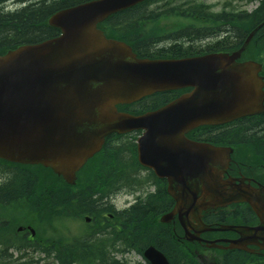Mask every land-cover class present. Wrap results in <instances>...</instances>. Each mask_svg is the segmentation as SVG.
Here are the masks:
<instances>
[{
	"label": "water",
	"instance_id": "obj_1",
	"mask_svg": "<svg viewBox=\"0 0 264 264\" xmlns=\"http://www.w3.org/2000/svg\"><path fill=\"white\" fill-rule=\"evenodd\" d=\"M140 1L95 0L62 10L48 20L61 31L59 37L0 56V159L40 164L74 184L76 172L100 150L107 135L142 130L137 141L139 163L158 175L170 172L181 177L178 182L189 190L186 199L168 179L176 208L163 222L176 213L188 241L200 242L198 235L203 232L232 231L239 238L223 241L229 244L227 249L246 251L247 246L258 245L264 250V188L224 181L231 150L194 144L183 137L200 125L264 111V83L258 75L262 66L235 63L252 35L231 56L138 59L129 46L106 39L97 25ZM184 87L194 90L156 111L140 116L117 111L118 105L154 92ZM233 202H247L259 226L210 229L201 223L202 210ZM189 213L196 230L190 227ZM206 244L224 249L217 242ZM144 257L150 264H168L153 247Z\"/></svg>",
	"mask_w": 264,
	"mask_h": 264
},
{
	"label": "trees",
	"instance_id": "obj_2",
	"mask_svg": "<svg viewBox=\"0 0 264 264\" xmlns=\"http://www.w3.org/2000/svg\"><path fill=\"white\" fill-rule=\"evenodd\" d=\"M9 0H0V55L8 49H12L20 44L24 43H37L46 39L56 37L59 31L55 28L47 26L46 19L53 13L72 7L74 5L84 3L89 0H41L38 3L27 9H20L18 12L9 15L8 12H4V4ZM18 1V0H14ZM164 2H186L187 0H164ZM141 6L128 9L119 12L113 16H110L103 23L99 24V28L105 32L110 38H115L120 41L126 42L130 45L133 51L142 58H159V57H173L180 58L188 56L187 54L196 53L193 51H178L175 46H172V51L168 55H161L159 52H153V46L158 41L150 42L147 39L152 36L155 27L146 28L142 24L143 14L140 11ZM202 6L188 7L185 12L190 15L189 18L193 20V26L202 27L207 23L209 25H235L239 24L241 28L247 29L249 26V20L253 15H259L264 12V0L261 1L259 7L252 13L240 12L238 15L233 14H220L215 17H207L203 14ZM174 10V9H172ZM170 10V11H172ZM207 29H203V32ZM194 31L191 30V33ZM244 35V34H243ZM207 36L205 33L200 35V38ZM187 37L193 41V37L196 39V35L190 34ZM242 39L231 41L224 40L222 45L217 46L216 50H231L236 49L243 41ZM261 47H264V42L257 36L252 41L247 49V56L253 58V60H264V54ZM249 52H254L251 55ZM176 96L175 92L156 94L149 98H146L138 104L130 106H120L119 110L140 114L149 110L157 109ZM256 122L264 123V116L254 118L248 123H240V125L232 126L227 129L219 131L218 134L211 133L213 135L211 139L220 142L223 145H233L237 148H247L250 152L262 153L264 152V142L256 133L248 132V124H256ZM246 126V127H245ZM202 130H199L195 136L201 137ZM240 132V133H239ZM239 135V136H236ZM258 137V141L256 139ZM130 135L117 136L112 135L106 139L104 148L101 153L96 156L92 162L91 167L88 165L84 168V171L90 167V170L86 173V178H96L101 180L112 179H132L135 178L139 166L136 162V152L134 140L128 138ZM93 165V166H92ZM17 167L15 175L11 177V182H7L0 187V264H3V258H12V254L8 253L6 248L11 245L14 250L21 253L26 259L23 263L13 264H38V261L34 262L33 257L27 258L24 255L25 248L30 249L32 252L42 253L47 252L44 249V244L47 242L42 240L41 244L36 246H29L25 240L19 237V234L15 232V228L18 225H31L36 228L38 233L46 232L48 228H55L56 222L66 218L82 217L84 215L95 214V204L101 203L111 195L115 194L116 189L118 191L127 189L131 186L135 187V182H77L75 186L67 185L65 182H46L47 180H60L50 170L38 167H25L20 165H14ZM125 172L122 174V172ZM138 187V186H137ZM169 200V199H168ZM164 197L155 196L145 202L147 207H137L133 205L124 212L120 213L115 219L111 229L113 239L120 241L123 244V248L119 250L123 254V250L127 244L133 242V237L138 230L129 229L126 225L127 220H134L138 225L142 224V218L146 216L148 219L153 220L152 227L157 231L165 232L163 240H161L156 247L166 256L171 264L175 262L168 256V252L165 246L168 248L176 249L182 254L188 256L193 264H198L194 256V245L180 244L170 237V233L162 226H158L154 219L157 215L168 210L169 201ZM99 207V206H98ZM102 208V207H101ZM152 211V213H150ZM249 212V211H248ZM234 218L232 216H226L221 214L216 217L217 222H231ZM145 225V224H144ZM158 227H162L157 229ZM108 227H103L100 230H104ZM110 229V228H108ZM107 229V230H108ZM163 229V230H162ZM42 237V236H41ZM44 238V237H43ZM148 238L139 236V245ZM52 242V241H51ZM141 247L132 248L130 251H135L138 254L142 253L145 248ZM104 255L107 251L103 249L101 244L97 245ZM129 251V252H130ZM113 252V251H112ZM102 256L93 257L91 260H79V264H120L114 258H109L108 254L106 259L102 260ZM13 260V259H11ZM258 260V263H257ZM253 257L249 254L242 252H229L222 254L220 257V264H246L252 262L253 264H264V258ZM16 261V260H13Z\"/></svg>",
	"mask_w": 264,
	"mask_h": 264
},
{
	"label": "bare ground",
	"instance_id": "obj_3",
	"mask_svg": "<svg viewBox=\"0 0 264 264\" xmlns=\"http://www.w3.org/2000/svg\"><path fill=\"white\" fill-rule=\"evenodd\" d=\"M38 1L41 0H18L15 2H7L4 4V12H8L9 15L14 14L18 12L20 9H27L30 8L38 3ZM95 0H89L84 3H89ZM58 12V11H57ZM57 12L53 13L50 15L47 19L51 18L54 14ZM144 19V15L142 16ZM46 19V20H47ZM150 19H153V15H150ZM226 34L229 35L230 37H234L236 40L242 39V36H247V35H252L249 44L252 43V41L255 39L257 36L264 42V12L259 15H253L251 19L249 20V26L247 29L241 28V26L237 23L235 25L227 26V29L225 30ZM244 34V35H243ZM262 50H264V47H261ZM264 54V51H262ZM264 63V60L262 61ZM259 124V126L256 127V124H250L248 126V129L250 128V131H255L256 134L259 136L261 139V142H264V123L262 122H256ZM262 128V129H261ZM256 135V139L258 141V137ZM239 136V135H236ZM264 148V147H263ZM122 174L125 173L121 171ZM127 179H112V182H123ZM129 182V181H126ZM119 189H116L118 191ZM127 194L130 196L134 197L138 202L136 203L137 207H147V197L139 191L136 187H129L126 189ZM1 196V195H0ZM112 198L109 197L107 200L103 203L102 208L100 211L93 215H89L83 218H78L77 222L82 223L83 221L90 219L93 221L94 226L96 227H103L110 219L111 216V211L113 207L112 203ZM140 205V206H138ZM152 213V211H150ZM148 215V211L146 216ZM142 218V224L138 225L134 220H127L126 225L129 229L132 230H138L133 237V242L131 244H127L123 250V253H128L130 249L132 248H140L141 247H148L152 246L156 250H158L160 253H162L157 247L156 244H158L161 240H163V236L165 232L163 231H157L155 230L152 225L153 220L148 219L147 217ZM145 224V225H144ZM162 227H158L157 229H160ZM98 230V229H95ZM100 234L102 237L106 238V235L104 233V230H99ZM107 236L110 237L112 234V229H108L106 232ZM166 235V234H165ZM139 236H143L144 238H148L146 241L143 243H147L144 245H139L136 240H138ZM112 237V236H111ZM97 242L94 240H87V239H81V243L74 247H69L67 246L64 250V257L63 261L72 264L75 263L79 260H91L93 257L96 258V256L100 257L102 256V260L106 259V255L103 254V252L96 247ZM166 251L168 252V256L175 262V264H193V262L188 258L187 255L180 253L176 249L170 248L171 251L168 250V248L165 246ZM25 257L21 254L17 258H15L16 261L11 260L9 257L3 258V264H13V263H23ZM168 264H171L169 260L167 259Z\"/></svg>",
	"mask_w": 264,
	"mask_h": 264
},
{
	"label": "flooded vegetation",
	"instance_id": "obj_4",
	"mask_svg": "<svg viewBox=\"0 0 264 264\" xmlns=\"http://www.w3.org/2000/svg\"><path fill=\"white\" fill-rule=\"evenodd\" d=\"M241 121H236L232 125H236L240 123ZM229 126V125H228ZM212 132L219 131V130H211ZM252 132V131H248ZM240 133V132H239ZM254 133V132H252ZM230 177L233 178H245L247 180H254L255 182H264V156L260 157V162H251V163H245V162H238L234 164V167L231 169V172L228 174ZM6 182V181H5ZM77 182H112L111 180H98V179H79ZM120 182V181H119ZM143 182V181H138ZM165 182V181H164ZM2 182L0 183L1 186ZM22 233V232H20ZM26 240H32L28 234L24 236ZM207 239V238H206ZM222 239V238H217ZM70 240H64L63 243L59 242V251L61 252L60 258L63 259L64 257V250L67 246L74 247L73 244L70 243ZM9 248V247H7ZM54 250V249H53Z\"/></svg>",
	"mask_w": 264,
	"mask_h": 264
},
{
	"label": "rangeland",
	"instance_id": "obj_5",
	"mask_svg": "<svg viewBox=\"0 0 264 264\" xmlns=\"http://www.w3.org/2000/svg\"><path fill=\"white\" fill-rule=\"evenodd\" d=\"M197 2H203L209 5H215V10L219 9L222 3L226 1L233 0H195ZM134 197L129 196L127 198H120L115 201V206L118 209L125 208L132 204ZM63 228H69L73 232H78L82 229L80 222L67 221L63 223ZM117 260H119L122 264H147L141 256L136 254L135 252H128L126 254H118L116 256Z\"/></svg>",
	"mask_w": 264,
	"mask_h": 264
}]
</instances>
